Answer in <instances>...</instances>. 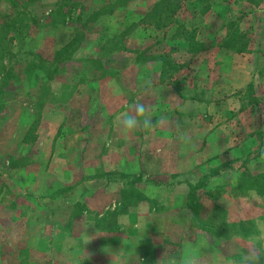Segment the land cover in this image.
<instances>
[{
  "label": "crops",
  "instance_id": "1",
  "mask_svg": "<svg viewBox=\"0 0 264 264\" xmlns=\"http://www.w3.org/2000/svg\"><path fill=\"white\" fill-rule=\"evenodd\" d=\"M156 1L143 0L145 6ZM122 11L115 7L99 14L96 20L99 24L110 20L116 25ZM209 18L208 12L202 15L205 22ZM91 35L98 37L100 48L106 36L100 31ZM216 35L224 36V30H213L210 40ZM210 42L203 43V48ZM241 54L234 53L212 66L197 55L199 58L187 65L193 69L190 79L179 90L172 88V81L153 82L161 70L157 58L140 63L132 58L117 59L110 64L117 68L114 75L79 84L69 97V114L83 116L86 122L98 109V116L111 121L100 127L102 135L96 141L100 144L99 154L85 165L79 182L72 184L55 173L70 188L55 197L56 207L48 210L54 215L52 238L50 227L43 223L35 227V235L22 234L27 226L22 215L11 224L19 228L18 235L3 237L4 244L17 240L25 246L28 264H43V260L49 264H172L168 257L181 249L186 255L199 253L202 264H241L246 252H256L257 240L259 245L264 242V220L260 218L264 214V189L232 182L225 177L227 170L215 169L226 160L238 162L233 165L234 171L246 174L251 165L246 156L254 150L264 155V96L257 93L258 100H263L261 109L254 107L245 114L244 127H239L236 95L248 83H254V88L255 84L262 85L264 77L260 73L264 66L252 54ZM199 55L204 56L202 52ZM126 56L133 57V51ZM79 100L92 104L77 106ZM96 100L101 102L97 104ZM137 102L150 108L154 127L137 128L129 139L121 133L111 136L110 127L118 130L117 118L126 111L135 114L133 105ZM72 128L80 132V127ZM240 130H244L241 137ZM124 145H128L127 150ZM112 155L115 159L110 161ZM76 205L82 215L71 213ZM214 206L223 210L224 226H235L239 231V224L253 221L256 233L236 231L217 236L212 226L198 224L201 209ZM198 233L207 234V241ZM192 242L197 246L193 247ZM49 243L56 244L51 257L45 247ZM32 244L36 246L29 251ZM22 252L19 257L14 248L7 251L5 246L3 258L17 264Z\"/></svg>",
  "mask_w": 264,
  "mask_h": 264
},
{
  "label": "rangeland",
  "instance_id": "2",
  "mask_svg": "<svg viewBox=\"0 0 264 264\" xmlns=\"http://www.w3.org/2000/svg\"><path fill=\"white\" fill-rule=\"evenodd\" d=\"M156 2L145 6L143 0H0V264H9L3 258L5 246L7 251L14 248L19 257L23 251L17 264L29 262L25 246L17 240L5 245L3 240L18 235L19 228L11 224L22 215L27 222L22 234L35 235V227L43 223L50 227L52 238L54 215L48 210L56 207L53 199L70 188L55 173L72 184L79 182L85 165L99 154L100 144L96 141L102 135L100 127L111 121L98 116V109L86 122L83 116L69 114V97L84 80L114 75L117 68L110 64L121 58L138 63L159 59L161 70L153 82L172 81L175 90L190 79L193 69L187 65L199 57L212 66L234 53L242 52L241 57L250 53L264 66V0H160L154 6ZM115 7L124 9L116 25L110 20L99 24L97 16ZM207 12L210 18L205 22L202 15ZM218 28L224 30V36L216 35L211 41L213 30ZM99 31L106 36L100 48L98 37L91 35ZM128 51L134 56H126ZM261 71L264 77V68ZM260 81L261 86L255 84L254 88V83H248L236 91L239 127H244L245 114L262 107L263 100H258L257 93L264 96V78ZM91 104L79 100L77 106ZM72 127H80V132ZM85 127L99 128L94 131ZM243 131H239L240 137ZM109 133L115 136L121 133L120 128L110 127ZM262 158L260 150L249 153L245 159L251 165L246 174L234 171L233 165L238 162L226 160L215 169L234 174L229 179L232 182L263 187ZM113 159L115 156L109 157ZM200 212L198 224L212 226L215 235L237 231L235 226H224L221 208L204 207ZM71 213L82 215V210L76 205ZM260 218L264 220V214ZM239 225L237 232L256 233L253 221ZM35 246L30 245L29 251ZM256 246L259 248L255 254L264 264V242L259 245L257 240ZM45 247L51 257L56 244Z\"/></svg>",
  "mask_w": 264,
  "mask_h": 264
},
{
  "label": "clouds",
  "instance_id": "3",
  "mask_svg": "<svg viewBox=\"0 0 264 264\" xmlns=\"http://www.w3.org/2000/svg\"><path fill=\"white\" fill-rule=\"evenodd\" d=\"M134 113L132 111H126L120 114L117 118L119 122L120 132L124 136H128L137 128L143 130H149L154 127L153 118L150 114V108L144 103L137 102L133 105ZM225 175L232 179L234 174L231 172H225ZM198 235L203 236V240L207 241V234L198 233ZM86 240L84 243H87ZM192 246L196 247L197 242H192ZM172 264H202V258L199 253L195 254H185L184 250L181 249L178 253H174L168 257ZM241 264H260V257L255 254L254 250H249L245 253L244 258H242Z\"/></svg>",
  "mask_w": 264,
  "mask_h": 264
},
{
  "label": "trees",
  "instance_id": "4",
  "mask_svg": "<svg viewBox=\"0 0 264 264\" xmlns=\"http://www.w3.org/2000/svg\"><path fill=\"white\" fill-rule=\"evenodd\" d=\"M159 2H160V0H159V1H157V2L155 3V5H154V6L158 5V4H159ZM61 23H62V22H61ZM194 187H196V185H195ZM256 188H257V190H263V189H264V186H263V187H256Z\"/></svg>",
  "mask_w": 264,
  "mask_h": 264
}]
</instances>
